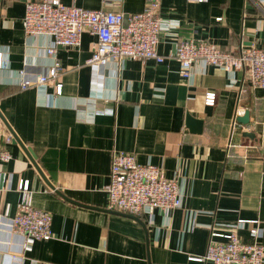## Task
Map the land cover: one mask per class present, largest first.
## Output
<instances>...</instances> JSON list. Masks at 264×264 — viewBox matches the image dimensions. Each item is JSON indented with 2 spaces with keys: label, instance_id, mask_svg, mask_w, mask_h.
I'll use <instances>...</instances> for the list:
<instances>
[{
  "label": "crops",
  "instance_id": "crops-1",
  "mask_svg": "<svg viewBox=\"0 0 264 264\" xmlns=\"http://www.w3.org/2000/svg\"><path fill=\"white\" fill-rule=\"evenodd\" d=\"M62 2L126 15L146 5ZM25 8L26 0H0V50L8 57L0 70V128L33 151L54 188L23 145H6L13 158L0 161V264H211L191 257H205L213 226L224 232L238 219L257 221L237 230L240 240L264 245V88H251L243 71L204 61L186 79L175 57L176 37L208 40L223 50L264 49V0H161V16L177 25L161 35L165 61L126 59L105 67L87 63L97 42L88 31L79 47L46 54L53 39L26 34ZM56 60L60 94L55 82L20 88V69L36 79ZM209 91L216 93L214 105L206 104ZM246 110L244 125L237 117ZM189 115L203 122L201 131L190 128ZM114 151L135 153L140 163L178 177L182 206L152 216L110 209ZM21 179L29 181L33 206L52 213L54 238L29 241L9 230L23 199Z\"/></svg>",
  "mask_w": 264,
  "mask_h": 264
},
{
  "label": "built area",
  "instance_id": "built-area-1",
  "mask_svg": "<svg viewBox=\"0 0 264 264\" xmlns=\"http://www.w3.org/2000/svg\"><path fill=\"white\" fill-rule=\"evenodd\" d=\"M23 27L27 35L45 34L52 37V45L45 49L48 55H54L59 46L79 47L83 33L88 31L97 37V42L87 63L105 67L112 61L120 63L126 59L164 62L166 57L158 51L161 35L172 32L177 25L161 16V0H146L143 11L128 15L112 9L66 5L62 0H26ZM176 38L175 57L181 64L182 77L190 79L194 67L204 61L227 72L243 71L251 88H264V49L242 46L237 50H223L208 40ZM6 66L8 57L0 50V70ZM61 72L62 66L58 60L36 79H29L23 68L18 71V84L21 89H26L55 82L60 94L63 89L58 81ZM215 103L216 93L207 92L206 104ZM236 127L234 121L232 129ZM14 139L11 131L0 128V161L8 162L13 158L6 145ZM228 146L234 144L229 143ZM18 189L23 199L18 212L9 222V230L24 235L29 241L54 238L53 215L33 206L29 181L21 179ZM107 192L110 209L135 216H152L156 210L170 212L183 204L178 177H166L158 166L140 163L135 153L127 151L113 153ZM1 218L0 215V230ZM246 223L256 224L257 221L238 219L229 223L230 229L224 232L213 226L205 257L191 259L207 260L211 264H264V245L240 240L237 230ZM250 233L256 236L259 229L251 228Z\"/></svg>",
  "mask_w": 264,
  "mask_h": 264
},
{
  "label": "water",
  "instance_id": "water-1",
  "mask_svg": "<svg viewBox=\"0 0 264 264\" xmlns=\"http://www.w3.org/2000/svg\"><path fill=\"white\" fill-rule=\"evenodd\" d=\"M4 121H5V119H4ZM237 121H238L239 123H241V124H244V125L249 124V111L246 110V111L243 113L242 116H238V117H237ZM4 123H5L6 125H8V123H7L6 121H5ZM188 124H189V126H190L191 129L196 128V130H200V131L202 130L203 122H202L201 120H198V119L194 118L192 115H189V116H188ZM12 133H13L14 138H15L14 141H15V142H18V143L21 144V145H23V147L26 149L28 155L31 157V159H32L34 165L36 166L37 170L39 171L40 176H41L45 181L48 182V179H47L46 175L44 174L43 170L41 169V167H40L39 164L37 163V159H36V156H35V154L33 153V151H32L31 149L25 147V145H24V144L22 143V141L18 138V136L15 134V132L12 131ZM48 183H49V182H48ZM49 185H50V187L54 188V186H53L52 184L49 183Z\"/></svg>",
  "mask_w": 264,
  "mask_h": 264
}]
</instances>
